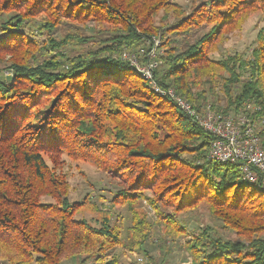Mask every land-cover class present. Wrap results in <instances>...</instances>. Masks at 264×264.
I'll return each mask as SVG.
<instances>
[{"label":"trees","instance_id":"obj_1","mask_svg":"<svg viewBox=\"0 0 264 264\" xmlns=\"http://www.w3.org/2000/svg\"><path fill=\"white\" fill-rule=\"evenodd\" d=\"M187 8L172 0H0V56L14 72L9 80L0 73V264H120L109 254L116 247L143 252V264H164L146 248L155 226L182 240L190 264H264V190L244 180L238 164L209 159L211 135L120 57L160 36L154 77L162 87L221 111L250 100L264 116V36L251 58L209 55L250 13H264V0ZM65 20L92 22L91 41L101 47L29 63L38 50L33 30ZM199 28L204 33L189 42ZM174 35L185 42L179 49ZM48 41L53 51L68 42ZM260 135L264 146V127ZM63 153L109 174L113 220L100 210L94 223L75 215L85 201L66 197L70 184L57 166ZM200 205L234 239L182 224L179 213ZM119 206L130 215L124 238Z\"/></svg>","mask_w":264,"mask_h":264},{"label":"rangeland","instance_id":"obj_2","mask_svg":"<svg viewBox=\"0 0 264 264\" xmlns=\"http://www.w3.org/2000/svg\"><path fill=\"white\" fill-rule=\"evenodd\" d=\"M182 7L188 9L192 3L202 0H172ZM163 12L161 11L157 17L156 22L159 21V16ZM5 17V15H4ZM171 20L172 17H168ZM92 22H75L70 20H65L64 22L54 26L52 30H40L39 32L30 30L28 33L32 32L30 37L36 39L38 50L33 51L36 58H28L29 63H40L46 58L51 57L53 54L61 52L63 55L73 56L79 53H84L85 51H93L101 46L91 41L97 38L98 34L93 30ZM26 30V29H25ZM205 28L192 31L189 34V42L196 40L198 36L203 34ZM261 33L264 36V13L261 11L252 12L249 14L248 18L244 21L241 28L229 31L224 35V42L217 47L215 51H212L209 55L214 58L215 61L222 59L223 57L238 54L246 58H251V51L257 44V35ZM50 37L60 41L61 39H66L68 42L59 46L58 50L52 49L50 42L48 41ZM69 37V39H67ZM175 40V45L181 48L184 45V40L182 36L174 35L172 36ZM156 40V55L163 51L160 46V36H153ZM152 39V40H153ZM148 47L147 42L144 43L143 47ZM139 49V48H138ZM137 49V50H138ZM51 50V51H50ZM121 55V53H120ZM9 56L4 55V58L0 56V73L9 79L14 78V72L11 68L6 67L8 65ZM121 57H123L121 55ZM124 61L126 59L122 58ZM157 60V59H156ZM158 64L159 61L157 60ZM159 65H157L158 68ZM2 75V76H3ZM7 79V80H9ZM235 90V89H234ZM222 102V101H221ZM215 103V102H214ZM63 162L57 165L66 175V178L70 184L69 191L67 193V198L69 201H85L84 205L80 207L77 217H83L87 220H92L97 218L100 214L97 210L102 211V214L110 216L113 220L114 213L109 211V191L107 189L111 188L109 182V174L103 170L98 169L95 165L82 159H72L68 157L65 153L62 154L60 158ZM83 199V200H82ZM45 201H52L51 198L43 197ZM142 209L146 210L148 219L155 221L154 215L151 211L147 210L142 202ZM106 208V209H105ZM115 211L119 212L123 218V230L122 237L126 235V228L130 225V215L125 206H119L114 208ZM179 219L182 224H184L190 230L201 229L205 226H210L212 228L211 234L221 235L225 239H234L233 231L225 226L220 219L210 215L202 205L197 209L191 211H185L179 213ZM96 220V219H95ZM181 239L172 240L168 238L163 229L160 226H155L150 234V237L146 240V248L149 253L155 257L158 261H164V264H190L189 255L185 251ZM116 255L119 258L120 264H143L146 261L143 252L127 253L121 247H116L110 253ZM138 257L143 258V262L138 260ZM78 258H70L62 261V264H75Z\"/></svg>","mask_w":264,"mask_h":264},{"label":"built area","instance_id":"obj_3","mask_svg":"<svg viewBox=\"0 0 264 264\" xmlns=\"http://www.w3.org/2000/svg\"><path fill=\"white\" fill-rule=\"evenodd\" d=\"M152 39H147L148 47H140L137 52L122 50L121 59H126L156 93L169 97L211 135L206 153L209 159L238 164L242 178L264 190V146L260 140L264 116L258 113L259 107L250 100L244 101L239 110L221 111L211 102L196 106L173 87H162L154 77L158 62L156 40ZM144 56L146 59L141 61L139 57ZM138 260L143 262L142 257H138Z\"/></svg>","mask_w":264,"mask_h":264},{"label":"water","instance_id":"obj_4","mask_svg":"<svg viewBox=\"0 0 264 264\" xmlns=\"http://www.w3.org/2000/svg\"><path fill=\"white\" fill-rule=\"evenodd\" d=\"M6 78H7V79H9L10 77H9V76H7Z\"/></svg>","mask_w":264,"mask_h":264}]
</instances>
